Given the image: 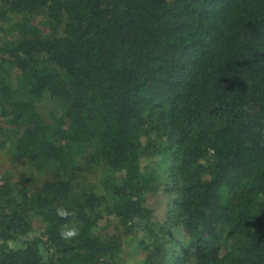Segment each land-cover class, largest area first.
<instances>
[{
	"label": "trees",
	"instance_id": "1",
	"mask_svg": "<svg viewBox=\"0 0 264 264\" xmlns=\"http://www.w3.org/2000/svg\"><path fill=\"white\" fill-rule=\"evenodd\" d=\"M0 29V149L25 164L0 264H264V0H0Z\"/></svg>",
	"mask_w": 264,
	"mask_h": 264
},
{
	"label": "rangeland",
	"instance_id": "2",
	"mask_svg": "<svg viewBox=\"0 0 264 264\" xmlns=\"http://www.w3.org/2000/svg\"><path fill=\"white\" fill-rule=\"evenodd\" d=\"M34 23L37 24L43 32L48 31L49 27L48 25L43 21V15L38 14L34 16ZM8 34H6L5 31L0 29V39L5 40L7 38ZM37 108L41 115L47 120V121H53L54 116L58 115L60 113V107L58 104V100L51 96L48 93H45L39 98V101L36 103ZM3 137V134L0 133V138ZM108 171V168L105 172ZM25 172V164L23 161H10L2 149H0V185H3V182L8 181L10 187H14V184H16V181L20 179V176L22 173ZM94 174L89 175L85 183L86 185H92L95 183H98L97 178L95 179ZM167 202H168V196L163 191L161 186H156L153 190L147 193V203L153 208V212L158 220H163L165 218L166 209H167ZM2 203V199L0 197V205ZM116 218L110 217L105 220H102V222L107 223L108 229H113V226L115 224ZM43 229V224L38 219L34 220V232L40 233V231ZM184 236L183 231L180 229V226H173L171 230L167 233L166 238L167 240V246L169 248L177 247L180 241L182 240ZM12 245H18L16 242H11ZM140 257V251L138 248L134 246L133 243H128L125 246L124 253H123V259L126 261H133Z\"/></svg>",
	"mask_w": 264,
	"mask_h": 264
},
{
	"label": "clouds",
	"instance_id": "3",
	"mask_svg": "<svg viewBox=\"0 0 264 264\" xmlns=\"http://www.w3.org/2000/svg\"><path fill=\"white\" fill-rule=\"evenodd\" d=\"M56 214L61 219H66L68 217L69 210L67 208H58L56 210ZM59 235L64 240H72L75 239L79 235V228L77 227H69L67 224L61 225V229L59 231Z\"/></svg>",
	"mask_w": 264,
	"mask_h": 264
}]
</instances>
